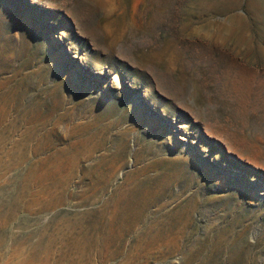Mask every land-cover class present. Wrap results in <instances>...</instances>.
Listing matches in <instances>:
<instances>
[{
	"label": "rangeland",
	"instance_id": "rangeland-1",
	"mask_svg": "<svg viewBox=\"0 0 264 264\" xmlns=\"http://www.w3.org/2000/svg\"><path fill=\"white\" fill-rule=\"evenodd\" d=\"M0 264H264V0H0Z\"/></svg>",
	"mask_w": 264,
	"mask_h": 264
},
{
	"label": "bare ground",
	"instance_id": "bare-ground-1",
	"mask_svg": "<svg viewBox=\"0 0 264 264\" xmlns=\"http://www.w3.org/2000/svg\"><path fill=\"white\" fill-rule=\"evenodd\" d=\"M209 42V41H208ZM203 43V42H202ZM205 43V42H204ZM197 44V43H196ZM210 44V43H209ZM195 45V44H194ZM206 46V45H205ZM209 46V45H208ZM232 86V79H226L224 82H223V85H222V88L223 90L225 91H228L229 88H231ZM234 90V89H233ZM38 158V157H37Z\"/></svg>",
	"mask_w": 264,
	"mask_h": 264
}]
</instances>
